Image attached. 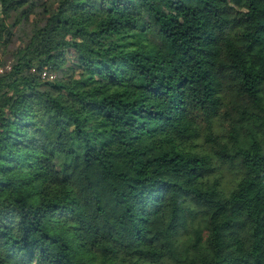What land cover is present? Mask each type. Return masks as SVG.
I'll return each instance as SVG.
<instances>
[{"label": "trees", "instance_id": "16d2710c", "mask_svg": "<svg viewBox=\"0 0 264 264\" xmlns=\"http://www.w3.org/2000/svg\"><path fill=\"white\" fill-rule=\"evenodd\" d=\"M15 39L0 264H264V0H0Z\"/></svg>", "mask_w": 264, "mask_h": 264}, {"label": "rangeland", "instance_id": "374dc122", "mask_svg": "<svg viewBox=\"0 0 264 264\" xmlns=\"http://www.w3.org/2000/svg\"><path fill=\"white\" fill-rule=\"evenodd\" d=\"M48 2H50V0H47ZM19 40H14L8 47L7 52H5V50L2 52V49L0 48V72L4 69L7 68L9 61H11L10 57H9V52L11 51V49L18 44ZM35 43H36V47L39 51H42L43 49H45V45H46V39L42 38L41 36L38 38H35ZM2 52V53H1ZM73 52L72 50L67 49L64 53V58H65V63L64 65L61 67V69H59V71L56 70H51L48 69L47 67H42L40 72H38L39 77L42 80H52L55 77H60V76H66L69 73H76V70H69V71H65L66 68L68 66H73L74 63V57H73Z\"/></svg>", "mask_w": 264, "mask_h": 264}]
</instances>
